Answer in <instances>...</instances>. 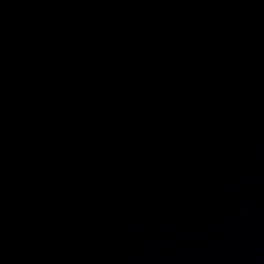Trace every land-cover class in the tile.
<instances>
[{
	"label": "water",
	"instance_id": "95a60500",
	"mask_svg": "<svg viewBox=\"0 0 264 264\" xmlns=\"http://www.w3.org/2000/svg\"><path fill=\"white\" fill-rule=\"evenodd\" d=\"M0 264H264V0H0Z\"/></svg>",
	"mask_w": 264,
	"mask_h": 264
}]
</instances>
